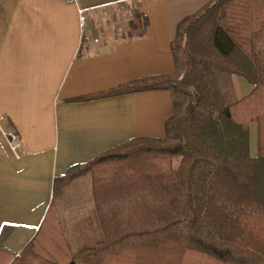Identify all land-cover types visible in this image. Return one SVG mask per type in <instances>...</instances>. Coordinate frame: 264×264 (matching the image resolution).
Returning a JSON list of instances; mask_svg holds the SVG:
<instances>
[{"label": "trees", "instance_id": "16d2710c", "mask_svg": "<svg viewBox=\"0 0 264 264\" xmlns=\"http://www.w3.org/2000/svg\"><path fill=\"white\" fill-rule=\"evenodd\" d=\"M172 51L174 77L84 98L170 90L183 110L166 137L131 140L55 178L58 199L90 178L75 244L52 204L19 253L0 245V264H264V0H212L179 24ZM234 76L252 91L238 98Z\"/></svg>", "mask_w": 264, "mask_h": 264}, {"label": "crops", "instance_id": "0c3cea01", "mask_svg": "<svg viewBox=\"0 0 264 264\" xmlns=\"http://www.w3.org/2000/svg\"><path fill=\"white\" fill-rule=\"evenodd\" d=\"M211 1L0 0V245L19 253L52 204L67 240L76 237L84 217L66 234L63 210L91 208V186L87 197L58 199L55 178L131 140L166 137L175 111L170 90L84 98L174 77L178 26ZM246 82L233 77L238 98L252 91ZM13 133L22 144L18 156L5 136Z\"/></svg>", "mask_w": 264, "mask_h": 264}, {"label": "rangeland", "instance_id": "374dc122", "mask_svg": "<svg viewBox=\"0 0 264 264\" xmlns=\"http://www.w3.org/2000/svg\"><path fill=\"white\" fill-rule=\"evenodd\" d=\"M239 79L246 82V80H244L243 78H240L239 77ZM182 110H183V97L180 96V95H178L175 98V112L180 113ZM256 140H257L256 125H253L251 127V142H252V152L253 153L256 151V147H257L256 146ZM90 186H91L90 178L89 177H82V178H80L77 181V183H75L70 188L69 195L71 194V195L75 196V195H78V194L79 195L82 194L81 196L84 195L85 197H87V193L90 190ZM84 209H87V208L85 206L83 208V206L81 204L80 205H75V203H71L68 208H66L65 210H63L64 211V214L62 216V219H63L62 223H63V228H64V231H65L66 234H68V232H69V231H67V230H69V226L68 225H70L71 227H73L74 230H76L77 221L81 217L83 218V217L86 216V215H76V212L74 210H77V211L83 210L84 211ZM68 212L71 215H68ZM72 217L75 218L73 220L74 223L70 222V220H71ZM74 235H77V236L76 237H72L71 236L70 239H68L69 242L72 243V244H75V242H76V240L78 238V234L75 233Z\"/></svg>", "mask_w": 264, "mask_h": 264}, {"label": "built area", "instance_id": "2783aa9c", "mask_svg": "<svg viewBox=\"0 0 264 264\" xmlns=\"http://www.w3.org/2000/svg\"><path fill=\"white\" fill-rule=\"evenodd\" d=\"M70 2H76L77 0H69ZM80 23L82 26L86 24V17L83 11H80ZM6 139L8 140L9 146L15 155H19L20 151H22V144L19 141V136L16 133L11 135H6Z\"/></svg>", "mask_w": 264, "mask_h": 264}]
</instances>
